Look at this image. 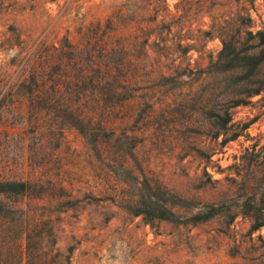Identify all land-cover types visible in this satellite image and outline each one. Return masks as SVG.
<instances>
[{"label":"rangeland","instance_id":"rangeland-1","mask_svg":"<svg viewBox=\"0 0 264 264\" xmlns=\"http://www.w3.org/2000/svg\"><path fill=\"white\" fill-rule=\"evenodd\" d=\"M109 22L115 23L116 37L132 43L150 37L149 58L137 53L148 66L141 79L163 70L184 85L157 95L164 104L146 126L139 123L146 114L136 106L130 127L139 140L129 158L136 175L131 186L96 189L100 172L93 165L99 164L92 162L90 147L78 132L66 133L60 151L47 159L49 175L73 183L67 190L81 200L88 193L118 197L80 201L63 212L49 200L36 201L39 209L55 211L47 214L57 225L58 247L72 249L71 264H264V90L242 96L245 104L230 110L233 121L225 130L203 115L200 91L202 72L219 61L225 43L242 51L256 44L248 32L264 31V0H0V81L7 85L0 102L9 86L24 79V65L36 52H52L67 41L85 46L90 32L99 26L103 32ZM245 77L228 74L230 91ZM249 81L246 89L256 83ZM13 123L10 118L5 129L29 143V129ZM155 185L168 193L181 222L150 223L123 206V199L140 201ZM187 201L217 205L226 216L184 224L197 211L181 209ZM235 212L229 225V213Z\"/></svg>","mask_w":264,"mask_h":264},{"label":"trees","instance_id":"trees-1","mask_svg":"<svg viewBox=\"0 0 264 264\" xmlns=\"http://www.w3.org/2000/svg\"><path fill=\"white\" fill-rule=\"evenodd\" d=\"M245 20L252 23L250 17ZM249 23L242 25L250 27ZM115 31V23L109 22L103 32L101 26L90 32L85 46L67 41L52 52H36L24 65V79L9 86L0 102V264H71L72 249L65 253L58 247L57 225L47 214L55 211L39 209L36 201L49 200L57 212H63L80 201H115L118 195L88 193L81 200L67 190L74 189L73 183L49 175L48 157L60 151L67 132L76 131L90 147L92 162L99 164L93 165L101 181L95 188L131 186L136 175L129 158L134 156L139 140L136 130L130 127L136 106L146 114L139 121L146 126L150 114L164 104L155 99L157 95L165 96L184 85L163 70L149 71L147 79H141L139 74L148 66L137 53L144 52V60L149 58L145 50L150 37L143 43H132L116 37ZM248 34L256 40L251 49L242 51L225 43L219 61L202 72L206 78L200 85L201 111L219 130H225L233 121L230 110L245 104L242 96L251 98L264 90V31ZM228 74L246 77L230 91L225 79ZM250 79L256 83L246 89ZM1 83L0 94L7 86ZM10 118L14 125L17 122L29 129L33 135L29 143L21 134H10L5 129ZM148 189L140 201L123 199V206L150 223L181 222L168 193L159 185ZM187 202L180 208L197 211L190 213L184 224L209 222L223 213L226 216L217 205ZM139 203L141 207L133 211L131 206ZM237 217L238 213H229V225Z\"/></svg>","mask_w":264,"mask_h":264}]
</instances>
